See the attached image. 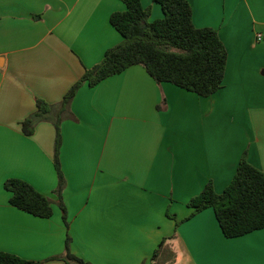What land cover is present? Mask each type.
<instances>
[{
	"label": "crops",
	"instance_id": "obj_1",
	"mask_svg": "<svg viewBox=\"0 0 264 264\" xmlns=\"http://www.w3.org/2000/svg\"><path fill=\"white\" fill-rule=\"evenodd\" d=\"M197 28L215 29L227 52L223 87L201 97L133 66L85 84L61 122L59 197L55 121L86 70L123 42L111 15L124 0H0V252L41 264L71 252L91 264H264V229L227 238L213 209L192 198L222 194L244 153L264 172V0H187ZM150 21L164 18L154 0ZM258 35L262 41H257ZM42 100L55 109L31 136L23 123ZM53 202L45 219L11 205L8 180ZM67 210L69 229L60 202ZM169 214L174 218L169 217Z\"/></svg>",
	"mask_w": 264,
	"mask_h": 264
},
{
	"label": "trees",
	"instance_id": "obj_2",
	"mask_svg": "<svg viewBox=\"0 0 264 264\" xmlns=\"http://www.w3.org/2000/svg\"><path fill=\"white\" fill-rule=\"evenodd\" d=\"M164 18L151 22V9L143 7L141 0H124L126 10L111 15L112 26L121 34L123 42L109 49L101 63L86 70L64 96L61 111L54 123L57 137L54 163L58 175L56 193L62 197L66 180L61 168V122L77 95L87 84L93 88L110 77L122 74L133 66H142L159 83H170L181 89L210 97L217 93L225 80L228 52L219 33L212 28H197L193 23V10L187 0H154ZM38 111L23 123L27 136L34 133L39 122L48 121L55 106L38 101ZM5 188L12 193V206L33 216L49 219L53 216V202L29 183L11 179ZM192 216L213 209L223 234L238 238L264 229V172L251 165L245 152L231 184L222 193H216L213 183L189 202ZM64 222L69 229L67 210L60 202ZM169 217L174 218L169 214ZM165 239L151 257L158 264L164 253ZM72 238L68 235L66 264H91L71 252ZM0 264H41L7 252H0Z\"/></svg>",
	"mask_w": 264,
	"mask_h": 264
},
{
	"label": "built area",
	"instance_id": "obj_3",
	"mask_svg": "<svg viewBox=\"0 0 264 264\" xmlns=\"http://www.w3.org/2000/svg\"><path fill=\"white\" fill-rule=\"evenodd\" d=\"M257 41H262V36L258 35Z\"/></svg>",
	"mask_w": 264,
	"mask_h": 264
}]
</instances>
